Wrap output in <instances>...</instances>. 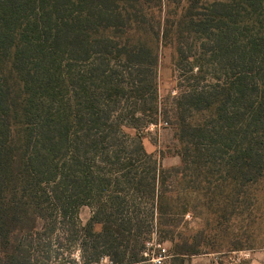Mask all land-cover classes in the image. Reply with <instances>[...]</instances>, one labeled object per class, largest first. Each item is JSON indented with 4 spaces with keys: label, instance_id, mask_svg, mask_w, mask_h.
<instances>
[{
    "label": "trees",
    "instance_id": "16d2710c",
    "mask_svg": "<svg viewBox=\"0 0 264 264\" xmlns=\"http://www.w3.org/2000/svg\"><path fill=\"white\" fill-rule=\"evenodd\" d=\"M162 48L186 82L169 108L156 90ZM159 121L174 128L181 165L171 171L137 134ZM258 182L264 0H0V264H50L59 237L69 249L97 240L82 264H150L146 220L129 199L153 202L170 237L199 204L222 224L240 215L245 186ZM84 205L100 232L77 223ZM248 207L255 225L264 211L255 198ZM200 236L172 253L198 254Z\"/></svg>",
    "mask_w": 264,
    "mask_h": 264
},
{
    "label": "rangeland",
    "instance_id": "374dc122",
    "mask_svg": "<svg viewBox=\"0 0 264 264\" xmlns=\"http://www.w3.org/2000/svg\"><path fill=\"white\" fill-rule=\"evenodd\" d=\"M156 73L159 106L161 108L163 106L169 108L171 98L178 96L179 92L186 86L185 79L180 75V72L173 71L172 51L170 49L162 48L160 50ZM122 130L130 137L136 134L135 130L132 129L124 128ZM137 134L140 136L144 152L151 155L159 170L171 171L180 167L181 160L178 145L174 138L173 127L159 121L156 125H147L138 131ZM121 141L119 142L120 147L125 148L124 152L128 153L133 149L132 146L129 147L130 142L125 139ZM117 148L119 149V146ZM120 155L124 156L123 153H120ZM131 157L134 158L135 156ZM136 164H141V161L139 160L138 163L136 161ZM111 170H113V166ZM112 176L109 188L111 190H119L121 186L117 176L115 174ZM178 183V177L172 176L167 180V184L176 185L175 189L179 188ZM244 191L246 192L242 194L244 205L238 209L241 212L240 215H233L222 224L206 207L199 204L194 209L195 214L187 211V215L182 218L179 225L165 234L170 237H165L162 233H159L158 227L155 226L156 214L153 209V202L142 197L140 199L134 198L133 200L129 199L127 207L130 211H136L137 214H141V217L146 220L142 236L147 242H150L144 245V251L149 254L148 258L151 256L155 257L158 254L155 244L159 243L165 249L166 254L162 264H234L237 257L234 252L247 254L246 264H264V217L261 219L262 221L255 219V225H252L253 214L250 213L251 207H248L249 198H255L258 199L260 210L264 211V182H258L253 187L247 184ZM92 214L93 210L87 205L80 206L74 211V217L80 227L90 223ZM90 224L94 233L100 232V225L92 222ZM198 233L201 235L199 237L200 247L198 254L174 255L172 253V245L174 243L180 242L182 239L191 243ZM54 240H58L59 244L52 247L53 253L50 264H82V256H88L89 258L90 254H92L90 249L92 241H97L87 237L85 239L87 243L84 248L75 243L69 249L66 240L60 237ZM116 242H119V240H116ZM121 250L122 247L115 249L118 255ZM67 252H70V256H68ZM95 264H110L109 258L102 255Z\"/></svg>",
    "mask_w": 264,
    "mask_h": 264
},
{
    "label": "built area",
    "instance_id": "2783aa9c",
    "mask_svg": "<svg viewBox=\"0 0 264 264\" xmlns=\"http://www.w3.org/2000/svg\"><path fill=\"white\" fill-rule=\"evenodd\" d=\"M149 243L150 242H146L145 245ZM155 247L157 248V252H158V254L155 257L151 256L150 258H148L149 256L148 252H144L143 255L148 259V263L150 264H162V260L163 258H165L166 251L164 248L161 247L159 243L155 244ZM234 254L237 255L234 264H246L245 261L248 259L247 254L243 252H238V253L234 252Z\"/></svg>",
    "mask_w": 264,
    "mask_h": 264
}]
</instances>
